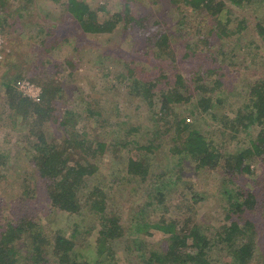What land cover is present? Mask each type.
<instances>
[{
	"label": "trees",
	"instance_id": "16d2710c",
	"mask_svg": "<svg viewBox=\"0 0 264 264\" xmlns=\"http://www.w3.org/2000/svg\"><path fill=\"white\" fill-rule=\"evenodd\" d=\"M136 2L124 0L122 14L116 13L104 20L84 1L68 0L66 11L68 20L75 24L76 33L86 39L124 33V29L127 35H133V56L129 58L132 68L127 69L123 76L135 77V71L138 72L140 62L145 61L147 55L160 60L165 57L166 51L179 45L183 50L175 52L186 51L188 62L191 63L185 74H175L172 78L168 72L173 67L158 66L162 72L160 76L150 80L145 77L142 100L151 111L155 110V103L160 102L155 113L157 119L153 120L155 127L162 123L157 130L139 134L137 128L132 126L128 134L123 135L120 128L128 124L119 122L114 124L112 132H106L102 137L93 135L92 138L87 126L79 128L81 121L76 112L62 105V84L52 76L46 75L41 80L33 78L42 86L43 94L38 103L16 90L20 80L8 79L4 82L0 97L5 101L8 119L19 122L29 138L37 142L33 148L35 152L29 155L31 170L42 180V190H39L38 182L31 184L25 180L22 196L10 200L9 209L4 210L3 201L0 202V264H105L107 260L109 263L114 261L112 244L124 239L127 234L123 214L112 210L110 193L112 187L122 184L126 177L129 183L137 187L145 186L141 199L146 200L139 207L140 212L143 210V216L139 217V223H135L134 233L150 236L152 231H157L166 236L167 243L166 250L161 253L147 250L148 242L137 241L138 250L142 252H139L141 261L139 258L136 264H213L210 255L214 243L199 225L185 222L180 228V220L166 218L165 212L170 213L171 206L164 199L163 190L174 184L166 182L164 175L169 172H162L158 177L155 175L150 181L154 171L143 160L145 154L154 156L156 152L164 151H167L168 159L179 161L177 166L191 160L199 170L221 173L220 187L226 202L229 226L217 236L218 242L227 245L229 254L225 264H264L257 261L260 259L257 258L259 244H264L261 236L264 228V174L259 179L261 182L249 181L257 175L254 164L264 162V76H252L245 72L219 73L211 65L202 66L208 56L201 59L213 50L211 44L215 38L222 41L217 49L220 50L228 43L227 40L241 35L250 26L247 18L236 19L238 9L252 13L254 31L264 41V14L256 15L259 13L257 10L264 5V0H170V5L176 7L183 16L178 19L177 27L173 28L165 27L157 20L150 23L135 16ZM0 23L3 24L1 18ZM45 25H49L50 29L45 28L48 33L42 44L46 46L51 41L52 46L58 45L62 37L59 30L53 24ZM185 27L188 31L194 29L199 39L183 43L182 31ZM231 27L236 30L232 31ZM192 49L193 52L187 53ZM105 53L109 56L114 51L107 47ZM263 62L264 59L261 65ZM67 63L71 70L76 65L75 60L71 59ZM139 75L136 77L141 79L143 76ZM239 91L242 99L236 101L235 98L241 95ZM227 103L237 106L235 113L219 118L216 112H212ZM189 104L201 111L196 110L193 113L196 116L209 113L213 124L209 137L197 127L198 124L190 123L189 118L181 116L179 110ZM84 110L88 111L86 107ZM118 110L116 106L114 115ZM49 127L51 130H48ZM216 131H220V137L228 134L229 143H239L240 147L234 148V154L226 152L228 140H221L219 136L217 138ZM241 142L246 144L245 147L241 146ZM109 153L115 154L120 165L118 169L114 168L119 176L113 182H108L102 175L98 176ZM12 159V156L0 150L1 180L10 171L8 165ZM31 193L36 195L33 197ZM38 195L44 203L43 209L50 207L51 212L77 218L89 213L97 220L99 231L95 256L91 260H84L77 250V229L67 234L61 230L51 232L49 227L40 224L41 220L21 211H13L16 207H29L32 202L34 205ZM189 201L194 204L193 199ZM155 202L163 207L161 217L154 218ZM127 248L131 249L129 244ZM147 253L149 257H146Z\"/></svg>",
	"mask_w": 264,
	"mask_h": 264
},
{
	"label": "rangeland",
	"instance_id": "374dc122",
	"mask_svg": "<svg viewBox=\"0 0 264 264\" xmlns=\"http://www.w3.org/2000/svg\"><path fill=\"white\" fill-rule=\"evenodd\" d=\"M79 1L89 4L94 11L98 12L101 20L108 19L116 13L122 14L124 11V0ZM67 4L68 0H0V18L3 22L0 28L4 40V46L0 50L3 54V60L0 63V94L4 91L3 84L8 79L12 81L28 80L42 87L38 82L33 81V78L41 80L46 75H50L62 84L64 90L62 105L65 104L76 112L81 121L78 125L79 128L87 126L88 134L92 138H94L93 135L102 137L106 132H112L114 124L119 122L128 124L120 128L123 135L128 134L132 126L137 128L139 134L148 130L150 133L152 130L160 128L162 123L158 127H155V122L153 123V120L157 119L155 113L157 114L160 102L156 101L155 110L151 111L141 98V91H143L146 82L145 77L146 80H150L160 76L162 72L160 73L158 66L173 67V69L169 68L168 72L172 78L175 74H185V71L190 67L189 63H191L188 62L189 57L188 55L186 57V51L175 52L181 48L179 45L178 48L173 46L169 49L170 51H166L165 57L160 60L152 55H147L145 61L140 62L138 72L135 71V77L123 76L126 70L131 67L129 58L133 56L132 46L135 42L133 35H127L124 29V33L116 32L111 35L93 36L86 39L76 33L75 24L68 20ZM257 11L259 12L256 14L257 16H263L264 5ZM134 13L135 16L142 17L150 23L157 20L163 26L172 28L173 26L177 27L178 19L183 18L181 12L170 5V0L162 2L159 0H137ZM251 14L246 10L238 9L236 19L247 18L250 26L241 35L233 36L227 40L228 43H225V46L220 50L217 49L222 41L215 38L211 44V50H213L208 53L209 55L205 54L202 58L200 57L204 59L208 56L209 59V62L208 59H205L202 63L203 67L211 65L212 68H217L219 73L245 72L252 76H264V62L261 65V61L264 59V41L254 31V17ZM231 18L234 19V17ZM45 23L53 24L57 27L56 30H59L62 37L58 45L52 46L51 41L46 46L42 44V40L46 39L47 29H50L49 25H45ZM193 30L188 31L187 27L183 29V43H192L195 38L199 39ZM235 30L232 28V31ZM187 32L190 33L186 36ZM203 32L205 31L203 30ZM107 47L112 48L114 54L107 56L105 53ZM193 51L192 49L187 53ZM69 59L75 60L76 63L72 70L67 63ZM198 66L201 67L199 64ZM120 73H122L121 77H119ZM139 74L144 78L136 77L140 76ZM218 77L220 76H216V78ZM13 86L15 87V83ZM239 94H241L240 91ZM235 99L240 101L242 94ZM116 106L120 111L118 110L114 115ZM84 107L88 111H83ZM196 110L200 111L189 104L179 111L182 117L189 118L190 123L198 124L197 127H200V130L209 137V131L212 129L210 126L213 125L211 117L209 113L200 114L198 111L199 115L196 116L193 114ZM236 110L237 106L227 103L212 112H216V116L222 118L228 113H235ZM7 113L5 101L0 97V150L13 157L8 165L10 171L6 177L0 179L2 184L0 202L3 201L4 210L9 209L10 200L19 195L22 196L25 180L31 184L38 182L39 190H42L40 186L42 180L37 178L34 171L31 170V156L29 155L35 152L33 148L37 142L35 139L29 138L27 131L22 128L19 122H11ZM48 130L51 128L49 127ZM219 132L216 131L217 138ZM49 134L53 136L52 132ZM220 138L227 141L229 136L226 134L222 137L219 136ZM219 139L215 138L217 141ZM241 143H243L241 146L245 147L246 144ZM238 146L240 147L238 142L229 143L228 140L225 150L229 154H234L236 151L234 148ZM112 154H108L98 173V176L102 175L108 182H113L114 178L119 176V173L116 175L117 170L114 168L118 169L120 165L114 157L115 154ZM167 157L169 158L167 151L156 152L154 156L145 154L143 157L145 165L150 166L154 171L153 175H150L152 176L150 181L155 178V175L158 177L162 172H169L164 175L166 182L174 184L163 190L164 199H167L171 206L170 213L165 212L167 220L170 218L180 220L178 221L180 228L184 226L185 222L199 225L208 234L209 240L214 243L210 255L212 263L225 264L228 262L229 254L227 245L218 242L217 236L226 226H229V221L226 219V202L222 198V187H220L221 173L209 172L205 169L199 170L197 164L191 160L177 166L176 163L179 162L177 159L171 161ZM254 166L257 175L249 181L256 183L264 174V162H256ZM172 167L173 169H171ZM113 173L115 174L112 176ZM120 176L122 177L124 174ZM249 181L247 180L248 185ZM121 183L112 187L110 205H112L113 211L123 214L127 235L124 239L112 244L115 253L114 261L109 263L107 260L105 264L138 263L141 254L139 252L142 251L138 250L137 241L148 242L147 250L153 249L161 253L167 247L166 236L160 232L152 231L153 234L150 236L134 233L135 223H139V217L143 216V210L140 212L139 207L141 202L146 200L141 199L145 186L137 187L136 184L129 183L128 177ZM31 195L34 197L36 194L31 193ZM190 199L194 200V204L189 201ZM33 203L29 207L20 209L14 202L16 208L13 211L17 213L21 211L27 213L31 218L41 220L40 224L49 227L51 232L61 230L67 234L77 229L78 252L84 256V260H91L95 256L99 224L92 215L85 213L81 218H77L51 212L50 207L43 209L44 203L39 195L37 202L34 205ZM36 206L38 207L36 208ZM154 207L156 208L154 218L161 217L163 207L157 202L154 203ZM143 209L145 211V208ZM261 236L264 238V228ZM128 244L131 249L127 248ZM259 248L257 258L260 259L257 261L264 263V244H259ZM146 257H149L148 253Z\"/></svg>",
	"mask_w": 264,
	"mask_h": 264
},
{
	"label": "built area",
	"instance_id": "2783aa9c",
	"mask_svg": "<svg viewBox=\"0 0 264 264\" xmlns=\"http://www.w3.org/2000/svg\"><path fill=\"white\" fill-rule=\"evenodd\" d=\"M4 46V40L1 34V28H0V50ZM3 60V54L0 52V63ZM17 90L22 93L25 97L31 99L33 102H40L42 98V88L40 86H37L33 84L32 82L28 80H20L16 84Z\"/></svg>",
	"mask_w": 264,
	"mask_h": 264
}]
</instances>
